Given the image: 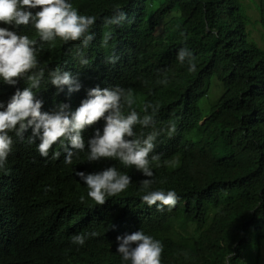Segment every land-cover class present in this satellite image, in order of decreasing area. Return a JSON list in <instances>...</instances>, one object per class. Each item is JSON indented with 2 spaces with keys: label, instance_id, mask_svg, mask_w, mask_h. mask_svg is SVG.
<instances>
[{
  "label": "trees",
  "instance_id": "1",
  "mask_svg": "<svg viewBox=\"0 0 264 264\" xmlns=\"http://www.w3.org/2000/svg\"><path fill=\"white\" fill-rule=\"evenodd\" d=\"M72 3L81 14L97 17L95 38L85 50L90 63L79 64L78 41L49 43L48 53L38 58L45 69L38 97L49 110L60 102L75 109L87 89L118 84L131 90L132 107L141 116L146 102L158 104L154 124L137 125L135 131L159 132L150 153L159 154L151 161V187L175 189L180 199L171 211L148 206L141 199L145 177L134 166L126 167L132 176L128 188L103 205L86 196L82 202L73 193L66 199L52 181L53 158H42L35 143L16 138L7 171L0 170V264H62L54 259L52 244L64 229L97 233L79 248L80 264H121L115 237L139 229L162 242L161 264H262L264 49L248 32L251 20L242 0ZM114 7L123 8L128 19L105 25L103 17ZM258 7L264 30V0ZM182 46L193 51L195 72L176 60ZM111 55L118 57L115 64L107 62ZM57 65L72 70L82 87L57 92L48 81V71ZM214 80L221 95L204 113L201 102L211 95ZM93 127L101 129V121L82 132L86 144Z\"/></svg>",
  "mask_w": 264,
  "mask_h": 264
},
{
  "label": "clouds",
  "instance_id": "2",
  "mask_svg": "<svg viewBox=\"0 0 264 264\" xmlns=\"http://www.w3.org/2000/svg\"><path fill=\"white\" fill-rule=\"evenodd\" d=\"M127 19L123 8L114 7L111 15L103 17V23L120 26ZM96 22L95 15L78 12L72 0H0V170L7 171L5 165L16 138L27 139L29 144L35 143L42 158H53L49 165L52 181L64 191L66 199L68 193H73L82 202L86 196L103 205L108 197L128 188L132 176L126 167L134 166L145 177L141 181L144 190L141 199L148 206L155 205L158 211H171L180 199L177 191L151 187L154 183L151 161L158 160L159 154L150 157V153L157 146L159 132L138 136L135 131L137 125L147 128L154 124L160 110L158 104L146 102L141 116L132 107L135 101L131 90L118 84L87 89L86 98L75 109L60 102L49 110L38 97L36 89L45 75L39 59L44 52L48 53L49 43L57 38L65 43L78 41L79 64L88 66L85 50L95 38ZM110 38L111 32L105 33L102 44L106 46ZM175 58L186 64L189 72L197 70L190 48L179 47ZM117 60L115 55L107 57L110 64ZM48 81L57 92L65 86L69 92L82 87L77 75L61 65L48 71ZM99 121L102 132L93 127L86 144L82 132ZM169 131H175L174 124ZM80 152L86 153L85 159L77 157ZM96 235L95 231L80 234L61 230L52 244L54 259L62 264H80L76 260L79 248L89 236ZM115 240L121 264H161L162 242L142 229L117 235Z\"/></svg>",
  "mask_w": 264,
  "mask_h": 264
},
{
  "label": "rangeland",
  "instance_id": "3",
  "mask_svg": "<svg viewBox=\"0 0 264 264\" xmlns=\"http://www.w3.org/2000/svg\"><path fill=\"white\" fill-rule=\"evenodd\" d=\"M258 1L259 0H242L251 20V22H249L247 26L248 32L249 34L251 33L252 38L257 42V44L264 49V30L259 21L260 12L258 7ZM218 88H220L221 92L220 83L217 80H214L211 95L201 102V107L204 113H207L209 111L210 106L213 105L217 101V98H219V96L221 95V93L217 91ZM261 262L262 264H264V243L262 244Z\"/></svg>",
  "mask_w": 264,
  "mask_h": 264
}]
</instances>
